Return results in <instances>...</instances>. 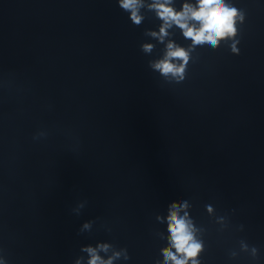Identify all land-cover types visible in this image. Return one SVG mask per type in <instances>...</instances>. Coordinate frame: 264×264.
<instances>
[{"label": "clouds", "instance_id": "9594fccd", "mask_svg": "<svg viewBox=\"0 0 264 264\" xmlns=\"http://www.w3.org/2000/svg\"><path fill=\"white\" fill-rule=\"evenodd\" d=\"M118 2L122 9L130 13L132 22L138 25L142 20L139 15L142 0H118ZM149 7L155 9L157 16L163 21L159 33L152 32V36L163 40L167 35V29L174 24L182 30L186 38L191 39L193 45L207 43L213 47L218 46L221 40L235 37L236 22L238 19H243L239 11L227 4L226 0H196L195 5L185 3L180 11H176L169 0H153ZM152 47L150 44H145L143 49L145 52H150ZM233 51L236 52L237 49L233 47ZM188 60L189 53L184 48L169 42L164 57L153 62L151 67L165 77L183 79ZM177 207L178 205L173 203L167 217L170 247L163 250L165 264H168V261L172 264H188L189 260L192 264H198L196 257L202 245L195 239L190 222L175 210ZM179 207H186V204L182 202ZM84 227L88 228L89 225L85 224ZM99 247L107 249L108 245ZM85 251L90 256L88 264H112L111 257L103 260L94 248L88 247ZM115 255L119 256V253Z\"/></svg>", "mask_w": 264, "mask_h": 264}]
</instances>
